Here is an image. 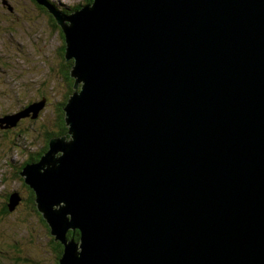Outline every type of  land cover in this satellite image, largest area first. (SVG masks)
Returning <instances> with one entry per match:
<instances>
[{"label": "water", "instance_id": "water-1", "mask_svg": "<svg viewBox=\"0 0 264 264\" xmlns=\"http://www.w3.org/2000/svg\"><path fill=\"white\" fill-rule=\"evenodd\" d=\"M35 1L75 61L72 138L20 172L60 264H264V0Z\"/></svg>", "mask_w": 264, "mask_h": 264}, {"label": "rangeland", "instance_id": "rangeland-1", "mask_svg": "<svg viewBox=\"0 0 264 264\" xmlns=\"http://www.w3.org/2000/svg\"><path fill=\"white\" fill-rule=\"evenodd\" d=\"M51 1L60 9L86 3V0ZM39 7L35 0H0V114H15L22 105L29 108L41 102L40 90L45 91L46 97L41 110L44 118L39 123L33 119L24 122L26 127L36 128L26 143L11 144L13 137L0 133V210L9 194L17 192L24 197L15 210L9 208V214L0 211V264H57L54 245L60 240L53 241L54 236L43 220L31 212L29 193L23 181L15 177V170L11 172L12 166L27 161L29 154L43 147L42 133L47 128L56 130V106L63 101L65 92L64 84L53 78L59 67L56 52L66 39L61 35V26L54 27L49 12L43 13ZM66 135L71 137L69 132Z\"/></svg>", "mask_w": 264, "mask_h": 264}, {"label": "trees", "instance_id": "trees-1", "mask_svg": "<svg viewBox=\"0 0 264 264\" xmlns=\"http://www.w3.org/2000/svg\"><path fill=\"white\" fill-rule=\"evenodd\" d=\"M48 2L56 10H61L63 13H69V12L74 11L77 8H79V5L78 6L76 5V6H73L72 8L68 7V8H65L64 10H62L54 2H52L51 0H48ZM86 3L87 4H92L93 0H86ZM39 6H40L39 7L40 10H42L43 13L48 11L47 7H45L43 5H40V4H39ZM48 15L51 17V22H52L53 26L54 27H58L59 25L56 22L55 18L52 16V14L49 12ZM11 31H13V30L10 28V32ZM60 32H61V35H62L63 39L64 38L66 39L64 31L62 30V28L60 29ZM65 44H66V40H64L63 46L61 48L59 47L57 49L56 59L59 60V67L57 69H55V72H54L55 76L53 78V80H56V83H58V84L62 83L65 86V92L63 94V101L56 106V109H57V122L55 123L56 130L47 128L46 133H42L43 135H45V143H44L43 147L40 148L39 155L28 159L26 162H23L24 163L23 164V168L26 165V163H28V162L32 163V162H38L39 160H41V157L50 148L51 139L54 138V137H58V136H60L62 134L66 135L68 130H69V127L67 125V121H66V118H65L64 107L66 106L71 94L74 92L75 78L72 76L71 71H72L73 65L75 64V61H74V59H68L67 58V48H66ZM47 62L48 61H45L46 64H47ZM39 98L46 100L45 91H43V90L39 91ZM25 118L33 119V122L39 123V121H41L44 117H43V112L40 111V113L38 114V116L36 118H33L32 114L27 116V117H23L22 119H25ZM21 121L22 120L20 119L17 122V124L14 125V126H7V127L5 126L9 130L8 134L6 133L5 130H0V133L3 136L5 134V136L13 137L12 138L13 140H12L11 144L14 143V142H16V143H14L16 145H20L22 143H26V141L28 140L27 138H29L30 134L32 132L33 133L36 132V128L34 129L32 126L31 127H26L24 124L21 125V127L18 128V126L21 123ZM18 138H20V139H18ZM8 161H10V160H8ZM23 168L21 170H23ZM19 169H20V165H15V166L12 167L11 172L15 170V173H14L15 177H17L18 179L23 181V185H24L26 191L29 193L28 194L29 209L31 210L32 213H35L39 218H41L43 220V222L45 223V226L50 231V227L47 224L46 220L44 219L43 214L38 210V206H37V202H36V192L34 191V189L30 185L26 184L25 177L22 176L19 173V171H18ZM10 198H11V194H9L8 197L5 200V202L7 204V206L5 208V212L3 213L2 210H0L3 215L9 214V212H8L9 211V207L8 206H9ZM2 214H0V217L2 216ZM67 235H68L69 238L75 239L76 241L80 240V232H79V230H69L67 232ZM53 241H55L54 237H53ZM64 249H65L64 244H62L61 242H56L55 243L54 250H55V255H56V259H57V264H60V258L62 257V255L64 253Z\"/></svg>", "mask_w": 264, "mask_h": 264}, {"label": "flooded vegetation", "instance_id": "flooded-vegetation-1", "mask_svg": "<svg viewBox=\"0 0 264 264\" xmlns=\"http://www.w3.org/2000/svg\"><path fill=\"white\" fill-rule=\"evenodd\" d=\"M23 108H24V105H22L21 107H19L18 109H16V111L17 112H20L21 110H23ZM15 111V112H16ZM5 116V115H8V113H4V114H0V117L1 116ZM2 116V117H3ZM22 121H21V123L19 124V126H18V128L19 127H21V125H23L24 124V122L25 121H27V120H29V121H31L32 119H30V118H25V119H21ZM7 127V124L6 123H3V122H0V130H5L6 131V133L8 134V132H9V130L6 128ZM39 155V151H33L32 153H31V155L29 154V159L30 158H32V157H34V156H38ZM15 161H16V158L15 159H13L12 160V164H15ZM24 162H26V161H24ZM28 163H31V162H28ZM28 163H26V164H28ZM23 162H21L19 165H20V169L18 170L19 171V173H20V171H22L21 169L23 168ZM15 166V165H14ZM13 167V166H12ZM12 167H11V169H12ZM22 196V195H21ZM8 196H6L5 198H4V202L3 203H1V207H2V212L4 213L5 212V208H6V206H7V204H6V202H5V200H6V198H7ZM22 198L24 199V197L22 196ZM21 198V199H22ZM22 199V200H23ZM22 202V201H21ZM9 212V211H8Z\"/></svg>", "mask_w": 264, "mask_h": 264}, {"label": "bare ground", "instance_id": "bare-ground-1", "mask_svg": "<svg viewBox=\"0 0 264 264\" xmlns=\"http://www.w3.org/2000/svg\"><path fill=\"white\" fill-rule=\"evenodd\" d=\"M60 153H61V152H60ZM14 208H15V206L13 207V209H12V210H15ZM54 239H56V238L54 237ZM56 241H58V239H56Z\"/></svg>", "mask_w": 264, "mask_h": 264}]
</instances>
